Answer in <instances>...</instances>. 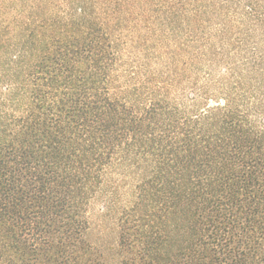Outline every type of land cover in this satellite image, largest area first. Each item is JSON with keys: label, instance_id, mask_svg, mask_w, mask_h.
<instances>
[{"label": "trees", "instance_id": "16d2710c", "mask_svg": "<svg viewBox=\"0 0 264 264\" xmlns=\"http://www.w3.org/2000/svg\"><path fill=\"white\" fill-rule=\"evenodd\" d=\"M127 182L123 264H264V0H0V264Z\"/></svg>", "mask_w": 264, "mask_h": 264}, {"label": "rangeland", "instance_id": "374dc122", "mask_svg": "<svg viewBox=\"0 0 264 264\" xmlns=\"http://www.w3.org/2000/svg\"><path fill=\"white\" fill-rule=\"evenodd\" d=\"M111 175L113 178L116 177L114 173ZM133 186V182H127V185L119 188V196H115L114 211L107 216L101 215L103 206L101 203L94 202L90 205L87 238L95 246V251L86 264H123L124 253L119 245L121 224L119 215L126 204V200H134V197L131 196Z\"/></svg>", "mask_w": 264, "mask_h": 264}]
</instances>
